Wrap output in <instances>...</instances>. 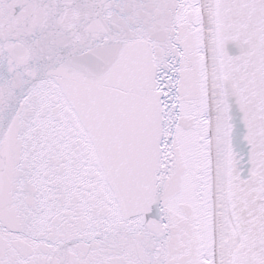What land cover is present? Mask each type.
<instances>
[{"label":"snow or ice","instance_id":"6c2138e0","mask_svg":"<svg viewBox=\"0 0 264 264\" xmlns=\"http://www.w3.org/2000/svg\"><path fill=\"white\" fill-rule=\"evenodd\" d=\"M0 264H264V0H0Z\"/></svg>","mask_w":264,"mask_h":264}]
</instances>
